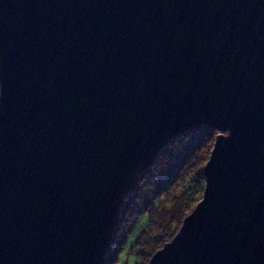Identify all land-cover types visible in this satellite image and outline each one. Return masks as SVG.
Returning a JSON list of instances; mask_svg holds the SVG:
<instances>
[{
    "label": "water",
    "instance_id": "water-1",
    "mask_svg": "<svg viewBox=\"0 0 264 264\" xmlns=\"http://www.w3.org/2000/svg\"><path fill=\"white\" fill-rule=\"evenodd\" d=\"M200 125L203 196L147 264H264V0H0V264H104Z\"/></svg>",
    "mask_w": 264,
    "mask_h": 264
},
{
    "label": "trees",
    "instance_id": "trees-1",
    "mask_svg": "<svg viewBox=\"0 0 264 264\" xmlns=\"http://www.w3.org/2000/svg\"><path fill=\"white\" fill-rule=\"evenodd\" d=\"M216 135L215 128L200 125L172 139L161 150L137 188L128 194L104 264L118 259L142 215L147 214V220L131 245V251L139 257L136 264L144 259L147 264L152 254L173 238L185 215L203 196V169Z\"/></svg>",
    "mask_w": 264,
    "mask_h": 264
},
{
    "label": "rangeland",
    "instance_id": "rangeland-1",
    "mask_svg": "<svg viewBox=\"0 0 264 264\" xmlns=\"http://www.w3.org/2000/svg\"><path fill=\"white\" fill-rule=\"evenodd\" d=\"M217 133H218V131H217ZM140 181H141V179H140ZM140 181H139V183H140ZM146 220H147V214L142 215L139 224L134 229V231L129 235V238H127L124 248L122 249V251L120 250L121 252H120V254L118 256V259L115 262H113L112 264H136L139 261V257L136 254V252L134 250L131 251V245L134 243V240H135L136 236L138 235L140 229L142 228V225L144 224V222ZM140 264H145V259L140 261Z\"/></svg>",
    "mask_w": 264,
    "mask_h": 264
},
{
    "label": "bare ground",
    "instance_id": "bare-ground-1",
    "mask_svg": "<svg viewBox=\"0 0 264 264\" xmlns=\"http://www.w3.org/2000/svg\"><path fill=\"white\" fill-rule=\"evenodd\" d=\"M137 188V187H136ZM135 190V189H134Z\"/></svg>",
    "mask_w": 264,
    "mask_h": 264
}]
</instances>
